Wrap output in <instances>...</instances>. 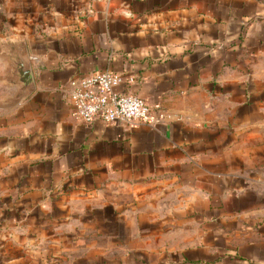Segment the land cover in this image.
Listing matches in <instances>:
<instances>
[{
    "label": "crops",
    "instance_id": "1",
    "mask_svg": "<svg viewBox=\"0 0 264 264\" xmlns=\"http://www.w3.org/2000/svg\"><path fill=\"white\" fill-rule=\"evenodd\" d=\"M97 71L154 121L77 118ZM0 264H264V0H0Z\"/></svg>",
    "mask_w": 264,
    "mask_h": 264
},
{
    "label": "built area",
    "instance_id": "2",
    "mask_svg": "<svg viewBox=\"0 0 264 264\" xmlns=\"http://www.w3.org/2000/svg\"><path fill=\"white\" fill-rule=\"evenodd\" d=\"M123 81L121 74L108 71L73 79L67 98L74 114L86 123L95 119L126 124L154 121L151 103L133 93L114 90Z\"/></svg>",
    "mask_w": 264,
    "mask_h": 264
},
{
    "label": "water",
    "instance_id": "3",
    "mask_svg": "<svg viewBox=\"0 0 264 264\" xmlns=\"http://www.w3.org/2000/svg\"><path fill=\"white\" fill-rule=\"evenodd\" d=\"M18 49V48H17ZM11 48L9 58L11 60L10 79H7L11 84H18L20 92L29 90L33 85L32 70L29 64L24 60L19 49ZM16 78V81L11 79Z\"/></svg>",
    "mask_w": 264,
    "mask_h": 264
}]
</instances>
